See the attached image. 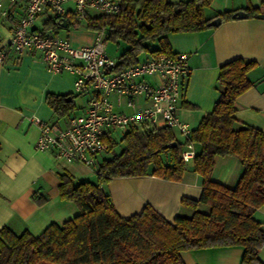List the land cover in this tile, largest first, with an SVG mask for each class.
I'll use <instances>...</instances> for the list:
<instances>
[{"label":"trees","instance_id":"1","mask_svg":"<svg viewBox=\"0 0 264 264\" xmlns=\"http://www.w3.org/2000/svg\"><path fill=\"white\" fill-rule=\"evenodd\" d=\"M120 1L117 14L88 17L84 24L89 30L105 32L106 42L128 45L118 56V68L136 64L144 50L170 53V33L212 28V19H234L237 11L207 16L211 0ZM241 10L246 17L260 13L255 6ZM61 20V16L51 20L55 34L62 29ZM69 25L76 22L68 18ZM47 32L44 29L41 34ZM255 65L253 60L238 57L219 66L215 88L220 96L183 141L168 126L130 128L119 139L106 138L105 154L95 162V181L74 182L72 174L60 173L59 196L75 203L79 212L60 224L50 223L37 236L27 230L16 234L4 226L0 229V264H186L182 251L235 245L244 249L240 264H264L259 256L264 249V220L254 216L264 205V132L239 126L234 116L236 98L251 87L248 72ZM72 98L71 94L46 96L59 115L74 108ZM187 141L195 146L193 170L202 177L200 197L181 200L192 209L191 215L178 214L169 221L148 204L138 213L120 215L102 183L149 174L180 181L186 170L182 145ZM163 153L169 154L170 164L161 160ZM216 155L237 159L241 172L235 185L211 179Z\"/></svg>","mask_w":264,"mask_h":264},{"label":"crops","instance_id":"2","mask_svg":"<svg viewBox=\"0 0 264 264\" xmlns=\"http://www.w3.org/2000/svg\"><path fill=\"white\" fill-rule=\"evenodd\" d=\"M6 6L10 16L0 18L2 39L10 36L25 10L21 1L15 4L6 1ZM247 6L259 7L260 12H264L262 0H211L206 15L241 10ZM64 7L66 13L62 18L66 19V26H61L57 34L49 26L55 16L50 9L36 17L32 30L41 34L46 29L49 34L68 38L74 46L90 45L100 37L106 50L105 32L87 29L84 26L87 19L68 26V18L74 22L73 2H66ZM167 40L172 52L187 54L190 75L182 86L178 115L190 131L212 110L220 96L215 88L219 66L242 57L255 61L256 65L248 72L251 87L236 98L234 116L239 126L248 125L264 132V19L254 16L222 20L219 25L200 31L170 33ZM115 45L117 48L123 46L118 54L113 53L116 57L128 47L124 42ZM148 53V50L140 52L138 62L145 60ZM39 56V52L31 48L21 53L10 50L4 62H0V229L7 226L16 234L27 230L35 236L50 223L60 224L79 212L75 203L60 198L59 174H72L74 182L95 181L93 173H96L97 166L58 161L51 151L36 149L39 126L32 121V116L50 124L54 130L64 129L72 116L84 111L87 100L85 94L74 93L72 74L48 72ZM147 80L156 82L155 77ZM48 94H71L74 108L66 114H57L47 102ZM111 98L116 110H133L126 105L124 97L119 101L116 95ZM134 101V108L150 104L144 96H136ZM173 131L178 140L185 139L177 129ZM112 136L110 139L115 140L116 137ZM160 157L164 163H171L168 153ZM240 172L241 166L234 156L214 157L213 181L233 186ZM102 188L122 216L138 213L148 204L172 221L178 214L191 215L192 209L182 205L181 200L200 197L202 177L193 170V160H190L186 162L180 181L149 174L114 178L102 183ZM254 216L264 220V205L255 211ZM243 251L239 245L221 246L186 250L181 256L186 264H240ZM259 256L264 260V249Z\"/></svg>","mask_w":264,"mask_h":264},{"label":"built area","instance_id":"3","mask_svg":"<svg viewBox=\"0 0 264 264\" xmlns=\"http://www.w3.org/2000/svg\"><path fill=\"white\" fill-rule=\"evenodd\" d=\"M6 1L24 2L25 10L10 36L0 37V62H4L10 50L21 53L31 48L39 52L48 72L72 74L74 93L87 96L84 111L72 116L64 129L54 130L40 118L31 117L39 126L37 150L51 151L58 161L93 166L107 149L106 138H112L114 131L168 126L188 138L190 130L178 115L182 86L190 75L186 53L149 52L145 60L118 68V57L107 54L100 37L90 45L74 46L66 37L32 30L36 17L48 9L62 17L68 1L73 2L72 13L78 23L95 15L117 14L120 0H0V18L10 16ZM148 77H155L156 82L150 83ZM112 95L118 101L124 97L133 110H116ZM136 96L148 99L149 106L134 108ZM195 153L194 144L185 142L182 160H193Z\"/></svg>","mask_w":264,"mask_h":264},{"label":"water","instance_id":"4","mask_svg":"<svg viewBox=\"0 0 264 264\" xmlns=\"http://www.w3.org/2000/svg\"><path fill=\"white\" fill-rule=\"evenodd\" d=\"M246 12L244 10H237L234 14H233V17L235 18H244L246 17ZM257 17L259 18H262L264 19V12H260L257 14ZM221 18L220 17H216L214 19H212L210 22H209V25L211 26H217L221 23ZM61 26L62 27H65L66 26V19L65 18H62L61 20ZM172 145H176L175 142L172 143Z\"/></svg>","mask_w":264,"mask_h":264},{"label":"rangeland","instance_id":"5","mask_svg":"<svg viewBox=\"0 0 264 264\" xmlns=\"http://www.w3.org/2000/svg\"><path fill=\"white\" fill-rule=\"evenodd\" d=\"M123 48V46L121 48H117L115 44H113V42L108 41L106 44V52L107 54H109L110 56H114L113 53L118 54L119 51ZM114 137H116V139H119V137L122 135V133L119 131H114L113 133ZM118 150V149H117ZM105 154V153H103ZM106 156H110V154H106ZM95 174L96 177V173H93V175ZM90 179H94V178H90Z\"/></svg>","mask_w":264,"mask_h":264}]
</instances>
